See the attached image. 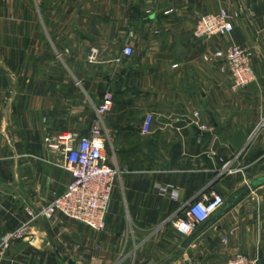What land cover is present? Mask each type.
I'll return each mask as SVG.
<instances>
[{"label": "crops", "instance_id": "obj_1", "mask_svg": "<svg viewBox=\"0 0 264 264\" xmlns=\"http://www.w3.org/2000/svg\"><path fill=\"white\" fill-rule=\"evenodd\" d=\"M221 10L234 32L197 40L198 20ZM229 45L251 59L247 89L214 59ZM108 90L119 175L105 231L40 219L0 264H264V0H0V245L28 207L65 193L72 177L45 140L90 137ZM209 191L223 208L180 236L173 223Z\"/></svg>", "mask_w": 264, "mask_h": 264}, {"label": "built area", "instance_id": "obj_2", "mask_svg": "<svg viewBox=\"0 0 264 264\" xmlns=\"http://www.w3.org/2000/svg\"><path fill=\"white\" fill-rule=\"evenodd\" d=\"M235 28L232 18L226 10L217 14L201 17L195 27L197 40H213L231 35ZM134 51L126 46L124 57H131ZM97 59L94 51L90 57L93 63ZM214 59L223 64V70L233 80L234 88L244 90L256 81L248 52L236 45H229L216 51ZM115 96L111 90L105 92L97 108L95 121L90 137L81 138L77 134L64 133L47 138L48 148L58 152L61 158L60 167L70 173L71 183L63 195L40 210L27 208L29 221L20 229L9 234L0 245V262L14 240H27L31 237V228L44 219L57 224L61 218L83 224L95 232L106 229V217L109 213L114 185L119 175L118 169L110 165L107 153L110 142L106 138L105 117L113 110ZM153 116L147 115L141 130V136L151 134ZM232 162H228L223 170H229ZM225 200L215 191L205 193L200 200L188 204L183 217L173 223L176 232L183 237L193 235L200 225L208 222L224 206ZM223 264H258L244 255H236Z\"/></svg>", "mask_w": 264, "mask_h": 264}, {"label": "water", "instance_id": "obj_3", "mask_svg": "<svg viewBox=\"0 0 264 264\" xmlns=\"http://www.w3.org/2000/svg\"><path fill=\"white\" fill-rule=\"evenodd\" d=\"M260 182H261V181H260ZM260 182H259V183H260ZM189 245H190V242H189V241H186V242L184 243L183 247H184V248H188ZM69 264H76V263L71 261Z\"/></svg>", "mask_w": 264, "mask_h": 264}]
</instances>
